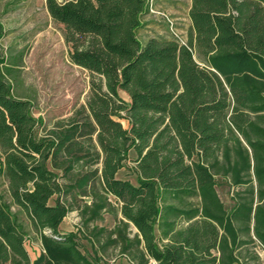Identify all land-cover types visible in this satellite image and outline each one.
Listing matches in <instances>:
<instances>
[{
  "label": "trees",
  "instance_id": "1",
  "mask_svg": "<svg viewBox=\"0 0 264 264\" xmlns=\"http://www.w3.org/2000/svg\"><path fill=\"white\" fill-rule=\"evenodd\" d=\"M45 7L90 87L48 129L0 73L9 264H106L112 253L126 264H243L240 248L255 240L264 250V0H190L185 46L137 38L146 0ZM127 163L135 183L118 177ZM216 179L234 189L229 211ZM73 212L75 231L62 234ZM106 214L110 228L99 224Z\"/></svg>",
  "mask_w": 264,
  "mask_h": 264
},
{
  "label": "rangeland",
  "instance_id": "2",
  "mask_svg": "<svg viewBox=\"0 0 264 264\" xmlns=\"http://www.w3.org/2000/svg\"><path fill=\"white\" fill-rule=\"evenodd\" d=\"M44 1L46 0H0V24L6 33L0 41L4 58L0 73L12 85L13 95L28 100L33 116L41 118L49 129L56 121L69 117L85 105L90 76L87 71L69 61L62 27L54 24L45 12ZM147 1L157 14L149 13L143 18L145 26L138 30L137 38L141 42L152 36L172 38L171 27L178 38L186 43L190 31L187 16L190 0ZM195 59L198 61L196 56ZM120 95L127 100L123 92ZM133 157L131 153L130 159ZM129 167L131 165L127 163L125 169L118 173V177L135 183ZM216 182L217 195L224 208L229 211L233 206L234 189L220 179H216ZM2 190L3 187L0 192ZM20 219L29 232L27 222L22 217ZM113 223L112 217L106 214L99 224L110 228ZM77 224L76 213H70L59 230L62 234H68L75 231ZM82 243L89 249L85 242ZM25 247L31 260L40 252V243L33 234H30ZM236 256L243 264H264V250L255 240L240 248ZM0 264H9L8 250L1 240ZM106 264L126 263L116 253H112Z\"/></svg>",
  "mask_w": 264,
  "mask_h": 264
},
{
  "label": "built area",
  "instance_id": "3",
  "mask_svg": "<svg viewBox=\"0 0 264 264\" xmlns=\"http://www.w3.org/2000/svg\"><path fill=\"white\" fill-rule=\"evenodd\" d=\"M147 1V0H146ZM148 3V9H149V13H152V14H157V12H154L153 9H152V5L147 1ZM162 17H165L164 15H162ZM166 18V17H165ZM167 22L170 24V21L166 18ZM171 25V24H170ZM170 31L173 35V37L178 41V43L180 45H183L185 46V42H183L182 40H180V38H178V36L175 34V32L173 31V29L170 27Z\"/></svg>",
  "mask_w": 264,
  "mask_h": 264
},
{
  "label": "crops",
  "instance_id": "4",
  "mask_svg": "<svg viewBox=\"0 0 264 264\" xmlns=\"http://www.w3.org/2000/svg\"><path fill=\"white\" fill-rule=\"evenodd\" d=\"M58 3H62L63 2V0H56ZM44 10H45V12L47 13V11H46V7H45V1H44ZM188 10H189V8H188ZM187 10V11H188ZM187 16H188V13H187ZM188 20H189V18H188ZM189 24H190V21H189ZM74 213V212H73ZM62 224V223H61Z\"/></svg>",
  "mask_w": 264,
  "mask_h": 264
}]
</instances>
